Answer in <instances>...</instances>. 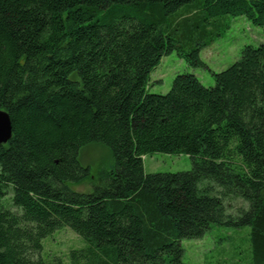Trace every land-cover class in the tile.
Segmentation results:
<instances>
[{
    "label": "trees",
    "instance_id": "1",
    "mask_svg": "<svg viewBox=\"0 0 264 264\" xmlns=\"http://www.w3.org/2000/svg\"><path fill=\"white\" fill-rule=\"evenodd\" d=\"M243 16L264 28V0H0V264L51 263L42 241L71 229L68 264H183L184 240L213 225L249 228L245 264H264V43L204 87L178 74L147 90L173 52L201 51ZM113 159L92 192L82 148ZM185 154L191 169L145 174L143 157ZM10 194L14 211L4 204ZM246 207L235 213L231 202ZM221 264H226L222 262Z\"/></svg>",
    "mask_w": 264,
    "mask_h": 264
},
{
    "label": "rangeland",
    "instance_id": "2",
    "mask_svg": "<svg viewBox=\"0 0 264 264\" xmlns=\"http://www.w3.org/2000/svg\"><path fill=\"white\" fill-rule=\"evenodd\" d=\"M229 28L200 53V59L206 68L193 69L175 52L163 56L159 65L151 72L147 90L150 94L164 95L178 74H193L204 87L214 85L213 74L220 73L237 62L246 46L257 47L264 43V28L253 25L243 16H226ZM145 174L178 173L191 169V159L185 154L154 153L144 156ZM79 162L87 167L90 179L80 185L68 184L74 192L89 193L99 185L97 175L113 165L109 150L103 145L92 144L81 149ZM5 206L14 211L10 204V194L4 200ZM240 207H246L241 200L231 202L230 213ZM249 228L235 229L213 225L201 239L184 240L183 264H245L248 255ZM84 241L71 229L65 227L43 239L41 257L51 263L56 259L68 264L71 249L84 246Z\"/></svg>",
    "mask_w": 264,
    "mask_h": 264
},
{
    "label": "water",
    "instance_id": "3",
    "mask_svg": "<svg viewBox=\"0 0 264 264\" xmlns=\"http://www.w3.org/2000/svg\"><path fill=\"white\" fill-rule=\"evenodd\" d=\"M12 130L9 116L0 111V145L6 144L11 138Z\"/></svg>",
    "mask_w": 264,
    "mask_h": 264
}]
</instances>
